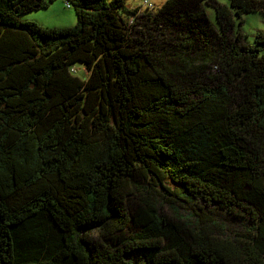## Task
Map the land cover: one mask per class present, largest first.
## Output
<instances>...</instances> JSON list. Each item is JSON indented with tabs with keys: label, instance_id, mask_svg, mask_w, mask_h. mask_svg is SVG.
I'll use <instances>...</instances> for the list:
<instances>
[{
	"label": "trees",
	"instance_id": "trees-1",
	"mask_svg": "<svg viewBox=\"0 0 264 264\" xmlns=\"http://www.w3.org/2000/svg\"><path fill=\"white\" fill-rule=\"evenodd\" d=\"M52 1L0 0V264H264V0Z\"/></svg>",
	"mask_w": 264,
	"mask_h": 264
},
{
	"label": "rangeland",
	"instance_id": "rangeland-1",
	"mask_svg": "<svg viewBox=\"0 0 264 264\" xmlns=\"http://www.w3.org/2000/svg\"><path fill=\"white\" fill-rule=\"evenodd\" d=\"M49 1V0H46ZM166 0H126L130 8H140L138 15H144L147 13L155 12L159 9ZM222 3H227V0H219ZM148 2V5L144 4ZM67 0H53L49 3L46 9L33 11L23 17L22 21H32L43 29H66L72 28L76 25L77 18L72 7L67 6ZM209 19L215 23V16L213 9H207ZM244 24L241 27V33L243 38L251 45L255 46V38L257 34L264 35V15L262 13L248 14L243 17ZM143 19L139 17L138 30H141L145 26ZM264 54V46L259 47ZM79 75L81 77H87L88 72L86 69H81Z\"/></svg>",
	"mask_w": 264,
	"mask_h": 264
},
{
	"label": "built area",
	"instance_id": "built-area-1",
	"mask_svg": "<svg viewBox=\"0 0 264 264\" xmlns=\"http://www.w3.org/2000/svg\"><path fill=\"white\" fill-rule=\"evenodd\" d=\"M146 4H148V2H145ZM67 6H69L68 4H67Z\"/></svg>",
	"mask_w": 264,
	"mask_h": 264
}]
</instances>
